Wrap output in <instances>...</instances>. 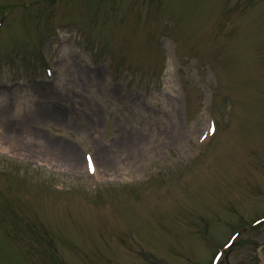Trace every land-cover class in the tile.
<instances>
[{"label": "rangeland", "instance_id": "rangeland-1", "mask_svg": "<svg viewBox=\"0 0 264 264\" xmlns=\"http://www.w3.org/2000/svg\"><path fill=\"white\" fill-rule=\"evenodd\" d=\"M0 22V264H210L246 230L221 264H264V0H0Z\"/></svg>", "mask_w": 264, "mask_h": 264}, {"label": "bare ground", "instance_id": "bare-ground-1", "mask_svg": "<svg viewBox=\"0 0 264 264\" xmlns=\"http://www.w3.org/2000/svg\"><path fill=\"white\" fill-rule=\"evenodd\" d=\"M65 53V52H64ZM170 64V63H169ZM69 65V64H68ZM94 76L96 77V79H101V76L97 73V72H95V74H94ZM59 145V143H55L54 144V146L56 147V149H57V147L58 148H61L60 146H58ZM55 147H54V149H55ZM63 147V146H62ZM66 147V146H65ZM62 149V148H61ZM70 148H68L67 149V151L69 150ZM64 151H66V150H64ZM67 156H68V158L70 157V156H73V157H70V159L71 160H73L76 164H79V158L78 157H75L76 155L74 154V152L73 151H70V152H67ZM106 156L105 155H103V152L102 151H99L98 153H97V160H99L101 163L103 162V160H107V158H105ZM125 160V159H124ZM100 163V164H101ZM102 172H100V169L98 170V167L97 166H95V173L94 174H96L95 175V177H99V174H101ZM102 176H110V172L109 173H106L105 171H103V173H102ZM243 238V237H242ZM241 239H239L238 241H237V243H236V245L238 244V242L240 241ZM235 245V246H236Z\"/></svg>", "mask_w": 264, "mask_h": 264}]
</instances>
